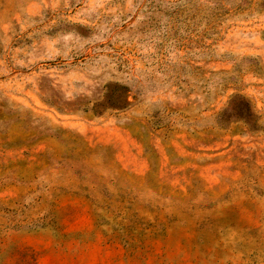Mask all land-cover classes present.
<instances>
[{
    "label": "rangeland",
    "instance_id": "rangeland-1",
    "mask_svg": "<svg viewBox=\"0 0 264 264\" xmlns=\"http://www.w3.org/2000/svg\"><path fill=\"white\" fill-rule=\"evenodd\" d=\"M0 264H264V0H0Z\"/></svg>",
    "mask_w": 264,
    "mask_h": 264
}]
</instances>
